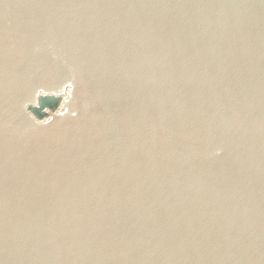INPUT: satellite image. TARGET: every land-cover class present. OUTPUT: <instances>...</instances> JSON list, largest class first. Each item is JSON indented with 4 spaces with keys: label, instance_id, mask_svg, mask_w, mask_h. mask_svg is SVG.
<instances>
[{
    "label": "water",
    "instance_id": "1",
    "mask_svg": "<svg viewBox=\"0 0 264 264\" xmlns=\"http://www.w3.org/2000/svg\"><path fill=\"white\" fill-rule=\"evenodd\" d=\"M0 264H264V0H0Z\"/></svg>",
    "mask_w": 264,
    "mask_h": 264
},
{
    "label": "trees",
    "instance_id": "2",
    "mask_svg": "<svg viewBox=\"0 0 264 264\" xmlns=\"http://www.w3.org/2000/svg\"><path fill=\"white\" fill-rule=\"evenodd\" d=\"M52 99H54V98L41 99L40 100V110L34 111V114L37 115V116H39V117H42V115L44 116V114H42L41 111H43L46 108H48V109H54L55 106H56V104L52 102Z\"/></svg>",
    "mask_w": 264,
    "mask_h": 264
},
{
    "label": "rangeland",
    "instance_id": "3",
    "mask_svg": "<svg viewBox=\"0 0 264 264\" xmlns=\"http://www.w3.org/2000/svg\"><path fill=\"white\" fill-rule=\"evenodd\" d=\"M52 102L56 104L55 108H54V109H48V108H46V109H44V110H50V111H52V112L57 111V108H56V107H58V102H62V98H61V99H55V100L52 99ZM39 103H40V101H39ZM41 113H42V111H41ZM42 114H43V113H42ZM34 115H35V114H34ZM35 117L37 118V120H40V121H43V120L46 119V117L43 116V115H42V117H39V116L35 115Z\"/></svg>",
    "mask_w": 264,
    "mask_h": 264
}]
</instances>
